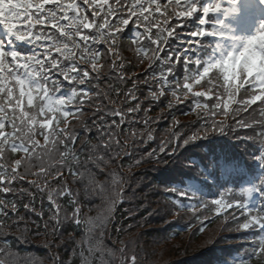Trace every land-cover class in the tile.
<instances>
[{"label": "snow or ice", "instance_id": "6c2138e0", "mask_svg": "<svg viewBox=\"0 0 264 264\" xmlns=\"http://www.w3.org/2000/svg\"><path fill=\"white\" fill-rule=\"evenodd\" d=\"M133 18L144 29L132 37V44L138 57H147L146 72L153 71L157 61L166 71L145 76L142 82L133 77V87L123 94L121 106L113 108L111 86L108 92L93 91L92 81L100 80L105 67L115 73L116 80L127 79L119 48ZM99 44L106 46L103 52ZM108 57H115L111 65H107ZM204 84L211 85L207 92L194 91V86ZM141 87L149 89L147 95ZM169 92L178 103L184 102L178 92L191 100L199 127L185 136L182 130L175 131L179 126L175 121L159 152L154 149L148 154L157 163L178 166L181 178L166 192L173 194L175 205L193 215L196 203L206 209L204 198H210L217 214L222 208L233 209V222L243 218L236 231L256 233L241 237L239 242L250 244L244 256H226L220 264H249L253 257L264 264V119L249 123L239 118L257 102L264 117V0H0V264H16L5 237L13 228L20 231L31 214L43 220L45 233L53 237L62 235L60 228L66 223L85 227L79 242L81 264H113L117 252L120 264H141L126 246L113 250L103 244L105 224L124 194L123 177L117 179L116 169L107 173L105 169L116 163L109 155L113 148L128 147V137L123 142L119 139L123 126L135 124L134 117L141 112L145 113L144 131L139 136L145 143L153 139L146 113L151 102ZM116 95L121 92L117 90ZM200 97L215 102L202 104ZM94 102L92 115L81 119L84 106ZM218 115L224 119L217 120ZM70 116L81 127L70 123ZM255 128L259 131L253 135H239L241 129ZM93 129L97 143L85 139L77 147L80 133L87 135ZM136 136L134 131L132 138ZM38 137H43V144ZM205 140L209 145L198 154L181 152ZM249 161L259 169L251 183L239 178L251 171ZM29 176L35 179L28 180ZM99 176L106 178L99 180ZM53 184L59 186L53 188ZM73 185H83L84 198H102L95 217L83 212L81 189ZM234 185H241L238 191L226 187ZM36 193L47 194V219L43 201L36 211ZM226 193L231 203H225ZM25 199L24 215H20ZM31 222L39 230L40 224ZM52 264H64L58 253L52 256Z\"/></svg>", "mask_w": 264, "mask_h": 264}, {"label": "trees", "instance_id": "16d2710c", "mask_svg": "<svg viewBox=\"0 0 264 264\" xmlns=\"http://www.w3.org/2000/svg\"><path fill=\"white\" fill-rule=\"evenodd\" d=\"M125 18H127V16H125ZM130 25L131 27L128 28L126 33L121 37L119 48L120 55L123 57V75L127 77V79L116 80L115 73H111L108 68L105 67L100 80L92 81V84L95 86L93 91H100L101 93L108 92L109 87L111 86L109 95L111 100H114L115 103H111L110 107L113 108L121 106V103L124 101L123 94L127 93L129 89L133 87V77H136L137 82H142L145 79V76L151 78L153 75L158 74L161 71H166V69L162 68L159 61H157L152 66L153 71L146 72V69L149 68V61L143 54H140L138 57L135 52L136 46L132 44V37L137 32H143L144 29L143 27H137L135 18L130 20ZM98 47L103 52L106 46L104 44H99ZM148 55H151V53L149 52ZM106 60L107 65H111L112 61L115 60V57H108ZM101 62L104 63V60ZM217 83L222 84V81ZM203 87L210 88L211 85L204 84ZM117 90L121 92L120 96L116 95ZM220 90L223 91L222 87ZM141 91L144 95H147L149 89L147 87H141ZM140 99L143 100L144 96H141ZM199 100L202 104L204 103L202 98H199ZM169 102L170 101L167 96L161 97L158 101L151 102L152 106L146 115L151 120V128L156 125L159 130L154 134L151 141L145 143L144 138L139 136V133L144 131L143 121L145 113L141 112L139 116L134 117L137 121L135 124L130 126L126 123L123 126V132L119 139L123 142L125 137H128L126 141L128 147L113 148L109 154L113 156L116 163L109 164V167L108 169H105V172L107 173L110 169L117 170V179L121 176L123 177L122 187L124 188V194L123 202L115 205L111 218L108 219L105 224L103 244L108 247L106 234L109 231H112V235L115 237L113 246L110 247L113 250H118L121 247L126 246L129 252H131L137 242L140 240H149L151 244L145 247L148 251L151 247H154V250L161 247H163V249L165 248V250L169 249L168 254H166L167 259L161 264H180L182 261L197 254L199 251H209L212 248L215 253H217L216 250L220 251L219 248L222 249L223 245L233 241V238H231L233 225L232 223H225L224 226H222L221 220L209 219L201 226H196L195 221L189 222L190 219L184 215L175 216L172 214H165V219L162 221L154 218L151 214V209H155V207L162 201V198L159 196L169 199L170 202H173L174 197L171 193L162 192L164 186L160 184V180L158 179L159 172L151 174L153 182L150 180L149 172H152L155 167L160 166L161 164L157 163L155 156L150 158L148 154L154 149L156 152H159V145L161 144V141L169 139L170 133L168 130L173 127L175 121H179V126L176 127L175 131L182 130L185 136H191L192 132L199 127L196 112L192 111L194 105L191 100L184 104H172L171 107L169 106ZM214 102V100L206 101V103L209 104ZM105 103H108V101H105ZM231 107H235V105H232ZM94 108L95 102L92 105H85V110L81 119L90 117ZM144 108L148 109L149 104H144ZM259 108L260 105L256 104L249 109V112L242 113L240 117L250 118ZM252 109H255V111L253 112ZM62 119L63 118L61 117V120ZM68 119L75 127H81V125L77 123L73 117L70 116ZM129 119L131 120L133 118ZM216 119L222 120L224 117L222 115H218ZM87 123L88 127L92 128V121L88 120ZM60 126L63 128L64 124L61 122ZM134 131L137 133L136 139L132 138V133ZM229 135L231 134L229 133ZM38 139H40L41 144L44 143L43 137H38ZM85 139H87L91 144L97 143L95 129L87 135L84 132H81L80 139L77 141V147H79L80 142ZM211 139L214 141H226L231 144L236 143L235 141L229 140L227 137H212ZM208 143L209 141L207 140L196 141L194 142L193 148H201ZM191 146L192 144L185 146L181 152H190L191 149H193L189 148ZM85 151H87V149H85ZM125 152H127L128 155H125ZM116 153H119V155H115ZM85 158L86 156L81 157V159ZM142 158L143 160L141 163H135L137 160H141ZM164 159H167L166 155L164 156ZM173 165L177 164L172 162L164 164L162 170L169 172ZM92 171L95 172L97 170L93 168ZM105 178V176L98 177L99 180H104ZM27 179L32 180L35 179V177L29 176ZM67 179L71 182L70 177ZM141 183L145 189H149L151 192L145 196L144 203H140V201H138L137 195V188L141 185ZM153 185H155V189L153 188ZM58 186L59 185L57 184L52 185L53 188ZM73 187L81 189L82 201L85 203L83 204V212L87 214V216L95 217L96 211L101 210L100 206L102 205V198L99 196H93L88 203L87 198H84L83 196V185H73ZM33 191L35 190L33 189ZM117 191H119V189H117ZM154 191L160 192L155 193ZM9 199H12V197H9ZM41 201H43V209L45 211L44 219H47V211L50 205L48 203L46 193H36L35 208L37 212L41 210ZM60 202L65 205L68 203L67 200H62ZM23 203H27V199L22 201L20 205V215H24V209L22 206ZM182 203L189 202L182 201ZM177 208L180 210L179 208L181 207L177 206ZM90 209L92 211H89ZM12 219H15V217H12ZM26 220L28 223L26 225L21 223L20 231L13 228L9 230L10 234L5 237L11 251L15 254L16 264H25L27 261L35 262V264H52V256L57 253L64 261V264H81V258L78 255L80 251L79 242L85 236V227L81 226L78 228L75 224L66 223L60 228L62 235L53 237L52 235L45 233L43 220H41L40 217L35 214H31L26 217ZM31 221H36L40 224L39 230H37L36 224ZM21 231L24 233L23 236H20ZM98 234L99 233L97 232V235ZM69 235H72L74 239L67 240L66 238ZM17 237L20 238L18 239ZM24 237H27V239L24 240ZM49 241L52 242L51 247L46 246ZM57 245L60 246L57 247ZM176 246L178 247L176 248ZM208 246H210V248H207ZM230 255H234V253L231 252ZM98 256L99 253H96V257ZM221 257L225 258L226 256ZM113 264H120L118 252L117 258L113 261Z\"/></svg>", "mask_w": 264, "mask_h": 264}, {"label": "rangeland", "instance_id": "374dc122", "mask_svg": "<svg viewBox=\"0 0 264 264\" xmlns=\"http://www.w3.org/2000/svg\"><path fill=\"white\" fill-rule=\"evenodd\" d=\"M137 191H138L137 193L139 197L138 200H145V191L141 189L140 186L137 188ZM98 211L100 210L96 211V215ZM114 241H115V237L114 235H112V231H109L106 234V242L108 243V247H107L108 249H111L110 247L113 246ZM150 244L151 242L149 240L148 241L140 240L139 242H137L136 246L132 248V251H134L138 255V258L141 264H161L163 263V261L167 259L166 254H168L169 249L165 250V248L163 249V247H161L158 249L156 248L154 250V247H151V249L148 251V249L145 247H147V245H150ZM177 247L178 246H176V248Z\"/></svg>", "mask_w": 264, "mask_h": 264}]
</instances>
